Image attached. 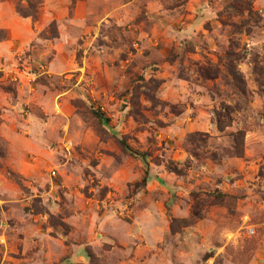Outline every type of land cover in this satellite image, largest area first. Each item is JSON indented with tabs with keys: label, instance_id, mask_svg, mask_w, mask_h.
<instances>
[{
	"label": "rangeland",
	"instance_id": "rangeland-1",
	"mask_svg": "<svg viewBox=\"0 0 264 264\" xmlns=\"http://www.w3.org/2000/svg\"><path fill=\"white\" fill-rule=\"evenodd\" d=\"M26 4L0 0V264H264V0Z\"/></svg>",
	"mask_w": 264,
	"mask_h": 264
},
{
	"label": "trees",
	"instance_id": "trees-1",
	"mask_svg": "<svg viewBox=\"0 0 264 264\" xmlns=\"http://www.w3.org/2000/svg\"><path fill=\"white\" fill-rule=\"evenodd\" d=\"M41 0H26V5L25 6H19L17 5V11L23 15V16H31L32 18L36 17V13H37V5L36 3H40ZM96 116H98V118L103 119L101 113H99L98 111H94L93 112ZM219 129H222V126H219ZM119 143L121 148L126 151L127 153L130 154H139L138 152L134 151L126 142L124 139H119ZM140 155L145 158V154L144 153H140ZM147 174H145V176H143L141 183L142 184H146L147 181Z\"/></svg>",
	"mask_w": 264,
	"mask_h": 264
}]
</instances>
